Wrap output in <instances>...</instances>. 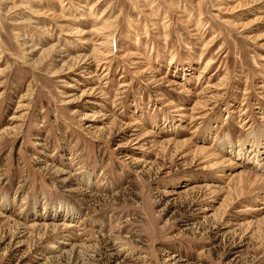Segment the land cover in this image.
<instances>
[{
    "label": "rangeland",
    "instance_id": "374dc122",
    "mask_svg": "<svg viewBox=\"0 0 264 264\" xmlns=\"http://www.w3.org/2000/svg\"><path fill=\"white\" fill-rule=\"evenodd\" d=\"M0 264H264L263 0H0Z\"/></svg>",
    "mask_w": 264,
    "mask_h": 264
},
{
    "label": "bare ground",
    "instance_id": "6f19581e",
    "mask_svg": "<svg viewBox=\"0 0 264 264\" xmlns=\"http://www.w3.org/2000/svg\"><path fill=\"white\" fill-rule=\"evenodd\" d=\"M263 3H264V0H263Z\"/></svg>",
    "mask_w": 264,
    "mask_h": 264
}]
</instances>
